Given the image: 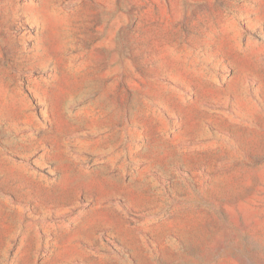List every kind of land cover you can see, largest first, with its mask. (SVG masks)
Here are the masks:
<instances>
[{
  "label": "rangeland",
  "instance_id": "374dc122",
  "mask_svg": "<svg viewBox=\"0 0 264 264\" xmlns=\"http://www.w3.org/2000/svg\"><path fill=\"white\" fill-rule=\"evenodd\" d=\"M0 264H264V0H0Z\"/></svg>",
  "mask_w": 264,
  "mask_h": 264
}]
</instances>
